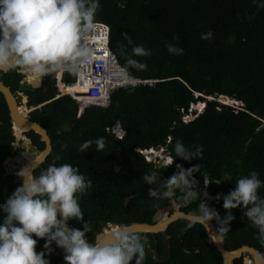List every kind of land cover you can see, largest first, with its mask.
I'll return each mask as SVG.
<instances>
[{"label": "trees", "instance_id": "1", "mask_svg": "<svg viewBox=\"0 0 264 264\" xmlns=\"http://www.w3.org/2000/svg\"><path fill=\"white\" fill-rule=\"evenodd\" d=\"M261 3L264 0H100L95 21L109 28L110 52L124 65V53L131 55L133 46L150 49V56L134 57L146 63L147 68L130 71L135 79L154 83L114 88L105 108L87 107L79 116L77 104L69 94L57 97L55 80L49 75L37 87L21 84L22 74L13 69L1 76L12 93H27L28 105L43 104L30 116L46 130L51 151L35 170V176L49 164L69 163L91 180V188L79 198L84 220L91 225L87 234L90 243L95 242L106 224H152L153 214L172 203L179 204L183 212L198 214L200 199L185 203L179 196L174 200L148 197L149 187H157L143 181V175L151 170L161 172V180L166 181L177 164L185 169L199 165L200 172L193 174L198 188L203 187L202 175L209 177L210 182L203 189L209 199L204 202L215 208L221 218L226 214L223 201L212 198L226 195L234 189L238 178L253 170L264 181V7L258 6ZM209 29L212 40H202L201 34ZM124 34L131 38V45ZM169 43L182 48L183 55H170L165 47ZM38 81L33 80L35 84ZM62 82L72 86L75 75H63ZM220 96L231 104L219 101ZM207 97L212 100H206ZM197 103L205 105L203 111L185 121L190 107ZM5 111L0 94V204L20 186L17 175H4L3 162L12 156L10 147L14 141ZM116 125L120 135L113 131ZM31 136L37 152L42 151L44 144L39 136L33 132ZM100 137L104 147L97 151L95 140ZM177 139L189 149L202 145L204 159H173L170 166L148 159L153 155L149 150L163 149L165 154H174L171 148ZM86 140L93 143L81 152L80 146ZM227 177L231 179L226 181ZM216 179L221 183L211 182ZM258 195L264 197V187ZM244 211L231 210L235 219L229 232L221 235L225 249L234 251L248 245L264 258L258 230L243 216ZM69 226L80 228L81 224L72 220ZM110 228L113 227H105L102 235ZM137 235L147 239L143 264H222L219 252L208 243L205 229L195 223L181 220L172 223L164 233ZM164 236L169 237L171 258L157 263L152 258L154 252L159 260L167 257ZM44 242L38 240L37 252L44 251ZM45 258L50 264H64V256L48 252ZM233 264L244 263L236 259Z\"/></svg>", "mask_w": 264, "mask_h": 264}, {"label": "clouds", "instance_id": "2", "mask_svg": "<svg viewBox=\"0 0 264 264\" xmlns=\"http://www.w3.org/2000/svg\"><path fill=\"white\" fill-rule=\"evenodd\" d=\"M256 2L253 0V3ZM258 6L264 7V3ZM99 7L100 0H0V68L20 70L37 79L52 71L74 75L80 73L94 59V50L85 46L82 39L86 33L94 30ZM124 35L131 45V38ZM200 38L211 41L212 30L202 33ZM165 47L170 55H183L180 47L170 43ZM124 55L125 63L119 67V73L125 82L132 84L135 77L130 69L142 71L147 68L146 63L134 57H148L151 50L143 45H135L131 48V55ZM54 80L57 97L69 94L77 104L78 116L87 107H98V103H93L95 106L87 105L88 102L86 106L80 104L82 102L75 98L76 92L61 93V87H74L76 79L69 87L61 80L58 82L56 77ZM42 105L31 108L36 110ZM106 106L104 102L99 105L100 108ZM191 107L194 110L190 108L191 112L184 117L185 121L189 117L192 120L203 111L205 105L197 103ZM109 130L112 131V128ZM113 131L117 135L121 134L119 125L114 126ZM92 143L91 140L84 141L80 151L84 152ZM95 144L97 151L102 150L103 137L96 139ZM159 150H149L153 155L147 156L159 165L170 166L173 159L185 162L204 159L202 145H193L189 149L179 139L172 145L171 152L174 154L168 155L163 153V149ZM198 172L199 165L185 169L177 164L175 172L162 181L161 172L151 170L143 175V181L145 185L157 187H149L147 195L170 200L179 196L185 203L200 199L197 218L209 231V222L215 221L216 231L214 234L210 231L214 237L229 232V225L235 219L231 210L244 208L243 216L258 230L260 243L264 245V197L258 195V190L264 187V181L259 178V173L253 170L241 176L235 181L233 190L212 198L223 201L222 207L226 214L221 218L215 208L204 202L209 196L203 189H206L210 180L201 173L203 187L198 188L193 175ZM16 175L21 180L20 186L0 204V264H50L45 257L53 243L64 253V264H132L133 261L134 264H143L147 239L127 228L111 232L110 241L102 234H97L95 242H89L87 234L91 231V225L84 220L79 198L91 188L92 183L78 168L69 163H53L38 176H32L26 168ZM230 179L227 177L226 181ZM211 182L221 183L219 179ZM72 220L80 223L81 227H70L69 222ZM41 239L45 241L44 251L37 252L36 245Z\"/></svg>", "mask_w": 264, "mask_h": 264}, {"label": "water", "instance_id": "3", "mask_svg": "<svg viewBox=\"0 0 264 264\" xmlns=\"http://www.w3.org/2000/svg\"><path fill=\"white\" fill-rule=\"evenodd\" d=\"M7 71H9L8 68H0V79L2 75L7 73ZM54 78H55V75L52 76V79ZM32 85H36V84L32 82ZM0 94L2 95L4 102L6 104V111H5L6 115L11 119V121L14 124L17 125V128L20 131L23 130L24 137H25V133L33 132L34 134L39 136L40 141L43 142L44 144V149L42 151H40L39 153L34 151L32 153L33 156L32 155L31 156L33 158L30 159L28 157L29 158L28 159L25 157L23 158L24 161L20 162L15 156L10 157V158L8 157L4 160L3 166L7 170V173L12 172L16 168L14 165V162L18 161V163H20V166H21L20 169L26 168L27 171L31 174L34 170H36L39 167V165L44 163L46 157L49 155L51 151L50 138L48 137L46 130L42 126L37 124L35 121H33L30 116H25L27 121H25L24 123L20 122V118H24L23 115L20 114L17 117L14 116V110H18L19 108L17 105V101H16V95L13 94L8 87L4 86V84H2L1 81H0ZM18 95L21 97V102L23 104L28 101V97L26 95H23V94H18ZM220 98H223V97L221 96ZM206 100H212V98L207 97ZM13 136L15 137L14 133H13ZM127 201L128 199L125 200V204L127 203ZM156 218H158L157 221H156ZM181 220H186L188 222L195 223L205 229L207 236H208V243L212 244L215 247V249L219 252L221 259H222V264H233V261L236 259H241L244 264H249V262L250 264H264V258L260 255L259 251L256 248L250 247L248 245H243L234 251H227L225 249L223 237L213 236V234L216 231V227L212 221L209 222V227H210V231L213 234L210 233L209 228L197 218V215L189 214V213L181 211L179 207H177L176 204H172V205L165 206V207L158 209L154 214V218L152 219V224L131 223L129 225H124L120 222H115L114 224L104 225L102 228V231L105 228V226L113 227L116 225L118 227L115 230H118L121 228H127L129 231H131L134 234L155 235L159 233L160 234L164 233L172 223L178 222ZM105 235L103 236L107 237L108 240L110 241L111 239L110 234L106 236ZM163 243L166 248L167 257L163 260H159L155 256V252H154L153 259L157 263H165L171 258L170 243H169L168 236L163 237ZM49 253H51L53 256H58V257L64 256V253L62 252V250L59 251V249L56 248L54 243L52 244L51 251Z\"/></svg>", "mask_w": 264, "mask_h": 264}, {"label": "built area", "instance_id": "4", "mask_svg": "<svg viewBox=\"0 0 264 264\" xmlns=\"http://www.w3.org/2000/svg\"><path fill=\"white\" fill-rule=\"evenodd\" d=\"M108 40L109 28L101 22H95L94 30L86 33L82 39L85 46L94 50L93 61L80 73L75 74V86L79 88V92L75 93V98L82 102L80 103L82 105L85 104L84 102L98 99H103L106 105L114 88L154 83L151 80L139 79H135L132 84L125 82L119 73V67L122 65L116 56L108 50Z\"/></svg>", "mask_w": 264, "mask_h": 264}, {"label": "flooded vegetation", "instance_id": "5", "mask_svg": "<svg viewBox=\"0 0 264 264\" xmlns=\"http://www.w3.org/2000/svg\"><path fill=\"white\" fill-rule=\"evenodd\" d=\"M15 71H19L21 74H22V80H21V82H23L24 84H27V83H31L32 82V80H34L35 78H32V80H29V79H27V76L25 75V73L23 72V71H20V70H16L15 69ZM42 78V77H41ZM33 87H35V86H33ZM18 94H23L22 92H19V93H15V95H16V101H17V105L19 106V107H22L23 109H24V107H23V103L21 102V100H20V96L18 95ZM26 95H27V93H25ZM28 96V95H27ZM29 98V97H28ZM28 102H29V99H28V101L25 103V107H26V110L28 109V110H30L29 111V114L31 115V113L34 111L32 108H31V106L30 105H28ZM28 114V115H29ZM32 116V115H31ZM30 116V117H31ZM10 129H11V126H10ZM12 130V129H11ZM13 131V133H14V135H15V137H16V140H17V148L16 147H13V145H14V143L16 142V140H15V137L13 136V139H14V141L11 143V147H10V151H11V153H12V156H15V155H18L17 153L19 152V150L22 148V150L24 151V149H25V147L26 148H28V151H30V152H34V151H38L37 149H36V147H35V145H34V143H33V139H32V136H31V132H28V133H26L25 134V137H24V133H22V132H16V130H12ZM22 138V139H21ZM51 141V140H50ZM21 147V148H20ZM12 151H15V153H13ZM27 151V153H29ZM16 157V156H15ZM26 160V159H25ZM14 165H15V169H14V171H12V172H8L7 173V170L4 168V175L5 176H8V175H16V173L18 172V171H20L21 169V166H20V163H18V161H15L14 162ZM31 175L32 176H35L36 175V173H35V170L31 173ZM20 184H21V180H20ZM172 204H176V203H172ZM172 204H170V205H172ZM177 207H179V209H181V207H180V205L179 204H177ZM172 212V211H171ZM155 214V213H154ZM154 214H153V216H152V219L154 218ZM151 219V220H152ZM158 220V218H156V221Z\"/></svg>", "mask_w": 264, "mask_h": 264}, {"label": "rangeland", "instance_id": "6", "mask_svg": "<svg viewBox=\"0 0 264 264\" xmlns=\"http://www.w3.org/2000/svg\"><path fill=\"white\" fill-rule=\"evenodd\" d=\"M58 82H56V84H57ZM62 91H68V88H65L64 90H62ZM61 91V93H64V92H62ZM223 100V101H222ZM219 101H221V102H223L224 104H231V102H228V101H224V99H220ZM93 103H95V104H97V102H91V101H88V104L87 105H90V104H92V105H90V106H95V104H93ZM98 105V107H99V105H101V103H98L97 104ZM23 107H24V109L21 107V109L23 110V114H24V116H30V114H29V110L27 109H25L26 107L23 105ZM203 107V105L201 106V108ZM192 110H194L192 107H190ZM190 110V109H189ZM29 114V115H28ZM193 116V115H192ZM190 119V117L188 118V120ZM116 132V131H115ZM13 147H16L17 148V141L14 143V145H13ZM21 148V147H20ZM18 149V148H17ZM27 151H28V148H26L25 147V149H24V151L22 150V148L19 150V152L17 153L18 155H15L16 157H17V159L20 161V162H23L24 161V159L23 158H33L31 155H32V153L33 152H30V151H28L29 153H27ZM158 151H160V150H158ZM13 153H15V151H12ZM146 151H144V153H145ZM28 158V159H29ZM26 161V160H25ZM14 171V170H13ZM104 230V229H103ZM101 233H103V231L101 232ZM59 251H61L60 249H59Z\"/></svg>", "mask_w": 264, "mask_h": 264}, {"label": "bare ground", "instance_id": "7", "mask_svg": "<svg viewBox=\"0 0 264 264\" xmlns=\"http://www.w3.org/2000/svg\"><path fill=\"white\" fill-rule=\"evenodd\" d=\"M9 71H10V69H9ZM8 72V71H7ZM38 80V79H37ZM63 88H66V87H63ZM61 89V91H62V87L60 88ZM64 92V91H63ZM65 92H68V91H65ZM69 92H73V93H75V92H79V88H78V86H74V87H71L70 88V91ZM224 101H226L225 99H224ZM97 103H101V105H103V102H104V100L103 99H98L97 101H96ZM85 104H87V102H84ZM21 111V107H19L18 108V110H14V116L15 117H17V116H19L20 114L21 115H23V117L24 118H20V122H22V123H24L25 121H27L26 120V118H25V116H24V112H20ZM30 111V110H29ZM9 123H10V126H11V129L12 130H16V132H20V130L17 128V125L16 124H14L12 121H11V119L9 118ZM21 132L23 133V130H21ZM176 205H177V203H176ZM106 228H109V226H105ZM117 227L118 226H113V228H110V229H108L107 231H106V235H109L113 230H115V229H117ZM104 234V235H105ZM105 235V236H106ZM148 249V248H147ZM150 249V248H149ZM153 258V257H152ZM249 264H250V262H249Z\"/></svg>", "mask_w": 264, "mask_h": 264}, {"label": "crops", "instance_id": "8", "mask_svg": "<svg viewBox=\"0 0 264 264\" xmlns=\"http://www.w3.org/2000/svg\"><path fill=\"white\" fill-rule=\"evenodd\" d=\"M13 71H15V69L13 70ZM19 72V71H18ZM25 73V72H24ZM65 74H69V73H65V72H54V71H52V72H49L48 74H46V75H49V78H51V80H54V79H52V76L53 75H55V77L57 78V81L59 82L60 80L62 81V76L63 75H65ZM25 75L27 76V79H29V80H32V79H30L29 77H28V75H27V73H25ZM46 75H44L42 78H38V83L36 84V85H32V82H33V80H32V82L31 83H27L26 85H31V86H35V87H37V86H39L41 83H42V81H43V78L46 76ZM35 79H37V78H35ZM34 79V80H35ZM0 81H1V79H0ZM2 82V81H1ZM21 84H24L23 82H20ZM3 84V83H2ZM5 86V85H4ZM7 87V86H6ZM9 88V87H8ZM65 88H63L62 87V90H64ZM70 91V88H68V92ZM84 106H86V104H83Z\"/></svg>", "mask_w": 264, "mask_h": 264}]
</instances>
